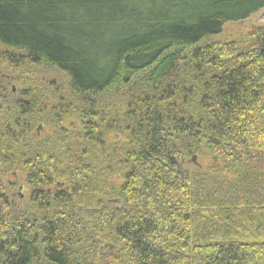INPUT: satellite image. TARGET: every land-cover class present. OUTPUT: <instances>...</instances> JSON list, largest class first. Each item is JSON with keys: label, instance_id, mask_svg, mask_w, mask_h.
Wrapping results in <instances>:
<instances>
[{"label": "trees", "instance_id": "obj_1", "mask_svg": "<svg viewBox=\"0 0 264 264\" xmlns=\"http://www.w3.org/2000/svg\"><path fill=\"white\" fill-rule=\"evenodd\" d=\"M263 8L0 0V264H264Z\"/></svg>", "mask_w": 264, "mask_h": 264}, {"label": "rangeland", "instance_id": "obj_2", "mask_svg": "<svg viewBox=\"0 0 264 264\" xmlns=\"http://www.w3.org/2000/svg\"><path fill=\"white\" fill-rule=\"evenodd\" d=\"M253 27H263L264 28V8L259 10L258 12L252 14L251 16H249L247 19L241 21V22H232L229 23L228 25H226L223 29H222V33L220 34V36L218 37L219 39H223L226 37H230L236 33L239 32H244L247 31L250 28ZM204 159L203 158H197L194 160L193 164H191V167H198V166H202L204 164ZM190 164V163H189ZM15 173V172H14ZM14 173H12L11 175H9L7 177V179L9 178L10 181H15L17 183V185L15 186L16 188H19L20 186H24L23 182L21 181V176L18 178L14 176ZM8 181V180H6ZM25 187V186H24ZM21 188L17 189V191H19L16 194L15 199H20L22 200V196L26 195V190H21ZM22 195V196H20Z\"/></svg>", "mask_w": 264, "mask_h": 264}]
</instances>
